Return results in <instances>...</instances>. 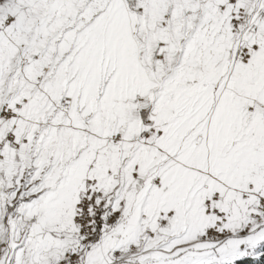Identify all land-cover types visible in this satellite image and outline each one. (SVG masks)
Instances as JSON below:
<instances>
[{
    "label": "snow or ice",
    "instance_id": "snow-or-ice-1",
    "mask_svg": "<svg viewBox=\"0 0 264 264\" xmlns=\"http://www.w3.org/2000/svg\"><path fill=\"white\" fill-rule=\"evenodd\" d=\"M0 264H264V0H0Z\"/></svg>",
    "mask_w": 264,
    "mask_h": 264
}]
</instances>
